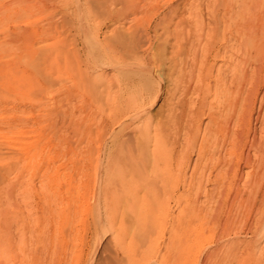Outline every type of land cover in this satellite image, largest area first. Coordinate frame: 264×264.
<instances>
[{
    "label": "rangeland",
    "instance_id": "rangeland-1",
    "mask_svg": "<svg viewBox=\"0 0 264 264\" xmlns=\"http://www.w3.org/2000/svg\"><path fill=\"white\" fill-rule=\"evenodd\" d=\"M100 1L108 2L110 12L99 17ZM110 1L115 6H109ZM213 2L139 0L137 7H141L134 10L123 0H0V201L5 206L7 192L11 191L12 264H90L92 257V262L104 264L110 259L114 242L124 236L128 215H141L137 207L127 213L124 202L107 188L102 166L105 161L98 156L110 137L112 140L118 134L121 140L133 142L138 134V121L122 133L119 129L115 132L112 122V115L130 91L118 90V78L110 68L97 70L101 85L94 90L83 87L75 77V66L88 75L97 74L86 59L91 37L83 36L82 26L88 23L93 32L108 38L114 32L134 36L140 45L143 43L139 52L155 58L160 70L153 83L154 97L145 105L146 113L152 115L149 135L154 139L160 131L170 134L168 117L171 109L179 107L178 101L185 99L195 107L203 98L205 83L213 85L199 66L182 67L186 56L178 50L174 38L180 32L164 33L161 18L167 19L174 10V21L182 18L192 26L191 12L196 10L206 27L213 26L208 20L212 12L219 16L231 13L251 23L252 31L264 29V0ZM136 17L140 25L133 21ZM155 24L160 33L152 38ZM166 38L169 41L164 45ZM256 51L252 47V75L248 77L252 78V98H258L252 105L249 129L260 137L264 136V127L261 119L257 120V111L264 94V50L258 60ZM190 56L189 63L193 59ZM218 65L220 73L230 77L232 67H227L228 62L217 59ZM206 121L203 116V124ZM239 164L245 180L238 190L218 189L210 195V202L204 191L198 198L204 219L209 220L205 236L211 242L210 246L201 243L191 264L203 263L206 253L215 246L219 248L220 264H264V184L256 187L251 179L245 185L251 170L245 168L243 160ZM206 182L205 190L210 187ZM170 207L176 214L173 204Z\"/></svg>",
    "mask_w": 264,
    "mask_h": 264
},
{
    "label": "bare ground",
    "instance_id": "bare-ground-1",
    "mask_svg": "<svg viewBox=\"0 0 264 264\" xmlns=\"http://www.w3.org/2000/svg\"><path fill=\"white\" fill-rule=\"evenodd\" d=\"M123 1L134 10L135 7H141H137L139 0ZM212 1L213 4L217 2ZM107 3L100 1V13H94L100 17L103 12L109 11ZM114 4L110 1L109 6H115ZM192 8L190 10H193ZM95 9L97 12V8ZM191 13L192 18L194 17L192 26L200 24L197 29L192 30L188 20L180 18L174 21L177 15L173 10L167 19L165 16L161 18L163 32H180L174 35V38L178 50L186 56L182 60V67L199 66V69L212 79L213 85L205 83L203 98L195 107H191L185 99L178 101L179 107L171 109L168 117L170 134L160 131L156 136H152L154 139L149 135L152 115L146 113L145 105L153 96V83L158 77L157 71L160 70L155 58L153 55L139 52L143 43L140 45L134 36L114 32L108 38L106 34L101 36L99 32H93L88 23L85 27L82 26L83 36L91 37L88 54H85L88 65L94 68L95 73L97 70L110 68L115 74L114 77L118 78V81L115 80L118 90L126 88L130 91L122 107L115 108L116 111L112 115L115 132L129 128L135 121L140 123L138 126V122H135L138 134L133 142L121 140L117 134L112 140L110 137V142L105 143L98 152L101 160L105 161L102 166L105 167L103 173L106 171L107 188L113 190L116 198L124 202L127 213L137 207L141 214L128 215L125 224L127 228L122 229L124 236L114 242L111 252L109 251L110 259L104 264H191L201 243L210 246L211 242L210 238L205 236L209 220L204 219L206 216L202 213V206L198 205L201 193L204 191L210 202V195L218 189L238 190L240 182L245 180L240 170V160H243L245 168L251 170L247 172L248 179L246 177L244 184L251 182V179H254L256 187L264 184V173H258L259 170H264V136L259 137L256 132L250 133L249 125L253 119L252 105L258 95L252 98V78L248 77L252 75V47L257 50L255 59H261L260 51L264 50V29L252 31L251 23L242 16L237 15L235 18L231 13L219 16L216 12H212L208 19L213 26L209 23L210 25L204 27L197 11L193 10ZM106 15L108 18L107 12ZM133 21L141 24L138 18ZM155 26L156 24L153 26L155 29H152V38H157L160 33H157ZM168 41L166 38L163 44ZM192 53L194 56H190ZM188 55L193 57L189 58L191 63L187 61ZM217 59L227 61V67H232L230 77L220 73L221 67L216 66ZM74 71L75 77L83 87L94 90L101 85L99 72L95 76L88 75L76 66ZM188 91L187 87L185 92ZM259 100L257 120L261 119L260 125L264 127V94ZM155 101L156 98L152 100V105ZM149 106L151 108V104ZM203 116L207 118L205 124ZM193 154L195 160L192 159ZM0 179L2 180V177ZM206 181L210 183V187L205 190ZM7 193V204L3 206L0 201V264H12L13 261L10 223L12 196L11 191ZM171 204L178 210L176 214L170 207ZM159 217L162 220L158 221ZM164 218L169 219L164 222ZM106 231H111V228ZM99 244V240L94 244L93 256ZM206 255L201 264H220L217 246L210 249ZM92 261L93 257L89 263L96 264Z\"/></svg>",
    "mask_w": 264,
    "mask_h": 264
}]
</instances>
